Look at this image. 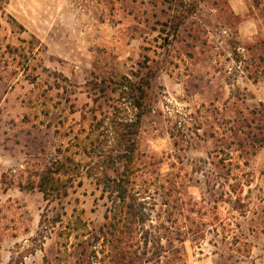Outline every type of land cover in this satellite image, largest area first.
<instances>
[{
	"label": "rangeland",
	"instance_id": "374dc122",
	"mask_svg": "<svg viewBox=\"0 0 264 264\" xmlns=\"http://www.w3.org/2000/svg\"><path fill=\"white\" fill-rule=\"evenodd\" d=\"M129 139L140 263L264 264V0H0V264H103Z\"/></svg>",
	"mask_w": 264,
	"mask_h": 264
},
{
	"label": "trees",
	"instance_id": "16d2710c",
	"mask_svg": "<svg viewBox=\"0 0 264 264\" xmlns=\"http://www.w3.org/2000/svg\"><path fill=\"white\" fill-rule=\"evenodd\" d=\"M133 82L128 77H123L119 83L121 93L129 99L131 106L140 111L143 107V101L146 97V88ZM145 86V85H143ZM148 88L150 84H147ZM252 114L255 111H251ZM142 113L139 112L136 116L138 119L136 123L129 124L127 127H138ZM247 123L246 120L238 121L237 124ZM247 128L250 125H246ZM135 131L138 133V128ZM244 133V131H242ZM125 136V135H123ZM256 138V137H254ZM257 139V138H256ZM264 140H261L262 144ZM127 145L123 144L122 151L117 156L120 161H123L125 172L115 179H110L112 185H109L111 194H116V202L114 207L110 210L111 222L109 231L105 237V243L108 247L107 252L103 257V264H142L140 255H146V252H141L142 247L146 245L147 237L145 236L144 225L148 220L146 215V207L139 200L137 194L134 192L132 175L136 171L135 165L141 160V156L137 151L135 140H127ZM117 160V159H116ZM51 170H45L40 177L37 187L46 195L58 192L60 188L67 187L65 181L62 183L60 177L53 175ZM173 184V183H172ZM65 187V188H66ZM33 188V186L29 187ZM59 194V192L57 193ZM171 192L167 195L171 197ZM176 200H178L176 198ZM176 202V201H175ZM168 204V200L164 202ZM71 232V231H70ZM143 245V246H142ZM139 262V263H138Z\"/></svg>",
	"mask_w": 264,
	"mask_h": 264
}]
</instances>
